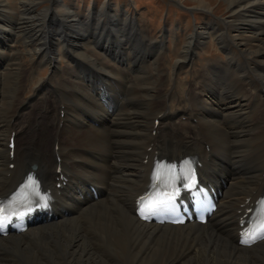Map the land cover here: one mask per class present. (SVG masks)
Returning a JSON list of instances; mask_svg holds the SVG:
<instances>
[{"label": "bare ground", "instance_id": "bare-ground-1", "mask_svg": "<svg viewBox=\"0 0 264 264\" xmlns=\"http://www.w3.org/2000/svg\"><path fill=\"white\" fill-rule=\"evenodd\" d=\"M227 1L233 8V13L228 21L223 22V30L217 31L215 25L209 22L205 23L203 29L206 30V33L213 32L215 35L219 32L220 34L216 38L221 41V46L225 49L233 47V50L227 49L228 57L222 66L217 63L213 67L210 66L214 71L212 70L207 80H199L200 89L195 94L184 98V101L188 102V106L181 109H185V111H176L177 114L187 115L186 124L193 130V137L185 139L181 145L176 141L172 142L164 138L160 127L157 128L156 135H152L154 119L162 109H157L150 115L148 109L153 108L151 105L153 101L151 98L146 101L145 98L152 95L155 90L154 83L157 85L159 81L153 82L152 75H145L143 70L137 72L133 76V83L125 86L131 94L129 100H126L120 94V83L123 80L121 73L125 70L112 63V65L105 63L104 56L103 61L99 62L92 55L94 46L97 45L106 56H111L116 60L138 58L140 67L143 69L144 59H140L142 55H139V47L148 46L144 47L149 52L145 57L150 59L155 56V60L159 56V49H163L162 37L154 45H151L149 43L151 39L146 41L147 34L141 38L123 32L114 38L111 35L108 37L95 35L93 31H97L102 26V23L98 25L97 22L92 23L90 33H88L89 28L87 27L80 31L81 28L77 27L83 24L82 20L78 19L75 11L67 6L68 12L61 16L59 24V29L63 26L65 30L57 42L61 41L63 51L71 56L73 63L59 68L58 71L57 66L53 65L52 75H61L59 72L66 74L70 80V87L82 90L85 96L91 100L90 104L84 101L86 112L95 113L96 117L104 122L102 131L90 129L82 123V126H79L78 120L81 118L73 113L72 125L79 129L75 128L76 130L71 132L70 149L77 157H80L79 149L82 151L84 148L100 150L101 156H104L106 152L117 151L118 157L113 161H108L112 166H118L116 168L117 175H105V170L97 162L90 160L89 154L83 153L82 158L86 162L93 163L96 171H91L85 165L75 163L78 179L79 181L89 180L92 183L104 184V188L101 189V197L97 201L89 199L83 201L74 192L67 196L63 191L60 196H56L53 190L50 195V198L53 199V216L51 218L47 219L45 216L43 220L35 222L23 233L0 237V264H118L119 262L115 260L114 256L104 250L102 241L105 237L106 241L112 237H120L125 241L124 235L129 238V243H125L127 248L125 251L127 254L129 253V259L126 258L127 260L123 261L126 264H264V240L251 247L240 246L235 220L245 198L250 196L254 198L264 188L263 165L257 164L258 160L253 152L255 147L253 146L254 149L249 147L248 136L251 138V132L248 130L250 123L248 111L240 104L239 100V98L250 100L249 106L253 109L256 104L251 102V99L257 100L258 93L244 95L239 85L245 82V78L237 76L243 71L246 76L249 74L246 71L251 70L257 76L256 81L246 80L245 83L254 88L259 86L264 93V0ZM52 3L56 6L55 0H52ZM8 4L10 5V3ZM109 5L111 6V4ZM201 5L205 4L200 3L195 8H201ZM111 8L108 10L114 13ZM28 11L29 8L26 5L24 7L21 5L18 13H13L9 6L7 7L3 0H0V62L3 64L7 62L8 57L1 49H4L8 43L17 41L23 44L32 42L34 44L32 52L34 51L39 63L44 62V59L47 63L55 62L52 55L49 54L45 57L48 52H44V47L48 45L49 35L56 34L53 30L56 25L55 21L58 20L54 16L58 18L59 15L52 11L53 17L50 19L55 22L52 25H48L49 23L44 21V17H39L38 23L36 21L38 31L37 34H34L35 31L31 28L28 19L24 17ZM46 11H48L47 8L38 14L45 16ZM114 15L128 19L130 29H135L136 20L126 11L121 12L120 15L117 13ZM40 19L43 20L42 23H39ZM2 24L26 25V27L23 30L7 31ZM48 28L50 29L48 30ZM245 30L250 31L251 36L244 35ZM233 31H236L237 34L230 33ZM192 35L196 34L189 35L191 40L184 45L182 52L179 53L181 58L176 59L175 64L178 63L184 67V60L192 59L193 52L191 50L194 48ZM246 38L248 41L244 43ZM25 39H28V42ZM195 43L201 44L202 42ZM240 45H243L249 56L248 60L254 63L252 67L247 65L244 68L241 66L242 64L237 63L234 48ZM197 48H200V45ZM61 56L60 51L59 57H55V63L60 60ZM161 56L162 54L159 57ZM77 66L82 70H79ZM92 69L101 72L98 83L108 88L112 98L125 99V101L123 100L125 106L133 104L128 101H134V97L139 103L132 105L130 111L126 110V107L121 111L115 109L110 121L109 113L93 95L91 87L80 78V74H83L92 81V77H95ZM86 72L91 74L90 78L87 77ZM113 76L119 77L118 92L112 89L111 84L115 82ZM249 77L248 75L246 78ZM43 80L41 79L39 82L41 88L46 85ZM17 83H21L20 79ZM14 85L15 79L12 77L3 85L2 94L5 95L7 92L8 105L10 101L14 100L13 94H10ZM57 86L74 91L67 85L58 84ZM20 88L21 85L18 86V91ZM198 92L209 94L211 97L209 100H201L196 95ZM170 96L173 97V94L170 93ZM65 97L66 108H69L72 102L80 100L72 93ZM141 101L144 103L146 101V106H149L146 110H142L143 102ZM1 105L0 111L2 112L3 109L5 112L6 107L3 106V103ZM187 110L190 111L189 115ZM196 111L199 114V119L202 120L199 126L191 124V121L196 117ZM8 118L9 116L6 119H1L0 113V195L12 193L17 188L20 179L28 171L31 156V151L26 143L17 140L14 141V159L10 160L8 142L15 130L11 128L8 133L7 128L10 122ZM107 124L111 126V129H108ZM213 129L222 131V134L220 131L217 133L219 140L212 133ZM15 133L14 139L20 138L17 130ZM203 141L209 145V152L202 145ZM113 142H115L114 148L109 146ZM151 142H156L163 154L180 159L187 153H196L203 161L204 178L221 191L218 208L204 225L196 223L174 226L154 225L143 223L133 215L131 200L137 192V186L141 183L142 176L139 175L140 164L137 161L148 154L146 149ZM257 146L259 151L264 153V139H260ZM149 153L152 155L151 151ZM259 155L261 154L259 153ZM38 156L37 154L32 161H36ZM44 156L45 163L41 167H37V172L42 176L43 184L53 189L54 175L58 176L55 172L58 161L50 152L45 153ZM207 157H209L208 161ZM220 157L227 161L228 166L222 165L224 160ZM230 157L233 160H230ZM244 159L252 163L251 168L246 164V161L242 168ZM262 160H264V154ZM10 163H14L12 169L8 167ZM107 180H110L108 186L106 185ZM116 185H118L117 188L113 190L112 188ZM176 242H179L177 247L173 245L177 244Z\"/></svg>", "mask_w": 264, "mask_h": 264}, {"label": "rangeland", "instance_id": "rangeland-1", "mask_svg": "<svg viewBox=\"0 0 264 264\" xmlns=\"http://www.w3.org/2000/svg\"><path fill=\"white\" fill-rule=\"evenodd\" d=\"M55 1L59 4L57 7L54 6V4L52 3V0H51V5H50V1H48V0H3V3L6 4L7 7L9 6L10 10L13 13H18V10L20 9L21 5H22V7H24V5H26V7L29 8V11L27 13H25L28 17L25 14H24V17H26L28 19L31 28L35 31V33L33 31L34 34H37V31H38L37 30L38 26H36V21L38 23L39 17H44L45 18L44 21L49 23L48 25H52L53 23L55 24V22H56V25L54 26L55 29L53 30L56 34H50L49 35L50 40L48 42L47 47H44L45 48L44 52H46V51L48 52L45 54V57H47L49 54L52 55L53 60L55 62H56L55 57L56 58L59 57L60 51L62 53V56H61V58H59L60 60L57 61V63H55V62H48L47 63V62H45V59H44V62L39 63L37 56L34 54V51L32 52L34 44L32 42H28L27 41L28 39H25V41H27L30 44H23L20 41L10 42V44L8 43V45L4 49H1L2 52H5L4 55L7 56L9 54L7 57H10V59L9 60L7 59V62H4V64L2 62H0L1 63V65H0V82H1L0 83V102H1V104L3 103V106L6 107V109H7L5 111V112H7L6 114L3 111V109H2V112L0 111L1 119H5L6 118L5 116L11 115L13 112L12 109L15 106L18 109L21 106V104L28 99V97L30 95L35 93L34 90H36L35 88H37L39 86V82L41 80L40 77H42V78L47 77L48 73H51V70H49L48 66H51L52 63H54V65L57 67H59V65H63L62 67L68 66V65H71L70 60L73 63L71 56L68 55V53L63 51V48L61 47L62 46L61 41L57 42V40L63 34V30H65L63 28V26H61V28L59 29V24H60L61 16L64 13L68 12L67 6L70 7L73 11H75L76 17L78 19L82 20L84 26H83V24H80L77 27L78 29L81 28L80 31L82 30V28L86 29V27H87V28H89L88 33H90L91 32L90 27H91L92 23L97 22L98 25H100L102 23V26H100L97 31H93V33L95 35H102V36H106V37L111 35L114 38L115 36H117L118 34L123 32L126 34L135 35V36L141 38V37H144V35H146V33H147L149 35V37L151 36L153 39H157V40L161 39L162 35H164V38H162V40L165 39V41H166L165 42L166 43L165 51H167V39H168L169 46L171 48L174 47V49L176 50L177 59L181 58V57H179V53L182 52L184 45L187 44L189 42V40H191V37H190L191 34L195 33L196 35H194V36L192 35V40H193L192 46L198 47L200 45V48L194 49V51H196L197 54L194 55V52H193V55L195 58L194 59L195 65L193 66V69L195 71L199 70L200 65H202L203 63L210 60V58L222 57V59H223V58H225L223 53L226 54L228 50H230V51L233 50V47H231L230 49H228V48L225 49V47L221 46L222 45L221 41L218 38H216L218 36V34H220L219 32H217L218 34H216V35L213 32H208L209 34H204V33H206V31H204V29H203L205 23L209 22V23H213L215 25L217 31L220 29L223 30V26H224L223 22L228 21L231 17L230 15L233 13V8H231V5H230L229 1H227V0H219V1L218 0H110V2H108V4H106L104 2V0H55ZM8 3H10V5ZM35 3H36V5H35ZM200 3H203L205 5H201V8H199V7L195 8V7L199 6ZM109 4H111V6ZM46 8L48 10L45 13L46 17L38 14V12L44 11ZM110 8L112 11H114V13H117L119 15L121 14V12L126 11L127 14L131 15L132 17L134 16L136 18L135 19L133 17L136 20V27L137 28L135 27V29H133V28L130 29V22L127 21L128 19L126 20L123 17H119L118 15H114L113 12H110L108 10ZM52 11L54 13L57 12L56 14L59 15L58 18H57V16H54L58 21L52 22L53 20L50 19V17H53ZM103 11H105L104 14H103ZM225 18H227V19H225ZM35 19H37V20H35ZM30 21H31V23H30ZM42 22H43V20L40 19L39 23H42ZM87 24H88V26H87ZM2 25L5 27V29L7 31L23 30V28L26 27V25H18V26L5 25V24H2ZM194 26L196 27L197 31H195L194 33H190L192 31H194ZM49 29L50 28H48V30ZM162 31H163V34H162ZM230 33L237 34L236 31H233ZM250 33H251L250 31L245 30L244 35H246V36L250 35L251 36ZM80 34H81V32H80ZM158 34H160V35L158 37H156ZM149 37L146 38V41H148L149 39H152ZM78 40H80V37H78ZM172 40L175 42L176 46L174 45ZM194 41L195 42L200 41L202 43L197 44ZM247 41H248V38H246L243 42L246 43ZM163 43H164V40H163ZM51 46H52V48H50ZM98 48H100V46H97V45L94 46V50H93L94 52L92 55L94 57H96L98 61H100V59H103V56H104L105 57L104 62L106 61L105 63H108L109 62L108 61L109 56H106L103 51L100 52ZM235 48H237L236 49L237 55L235 56L236 58H238L237 63L242 64L241 66H243L244 64L249 65V66L254 64L248 60L249 56L246 54V51L244 50L243 45H240L239 47H235ZM174 49L171 50L170 55L164 54L161 57V59L158 61L157 60L154 61V60L150 59L147 62L148 64H146V67H148L149 69L148 68L143 69V71L146 73L145 75H148V76L152 75V72H150V71H152V69L154 67L156 68V66H157L159 69L160 68L162 69V71H161L162 76L159 74L158 77L161 76V77L167 78V79H170V77H174L173 64H174V61H176L175 60L176 56L173 54ZM234 52H235V50H234ZM160 54H163V49H159L158 55L160 56ZM193 55L191 56V58H192L191 60H187V59L184 60L185 61L183 63L184 66H185V64H189V62L190 63L192 62ZM159 56L157 58H159ZM198 56H200L201 59H199ZM106 57H107V59H106ZM227 57H228V53L226 54V60H227ZM145 59H147V57H145ZM249 62H250V64H249ZM112 64L114 65V62H112ZM214 64H216V63L211 64V67H213ZM2 65H3V67H2ZM246 65L243 67L245 68ZM143 66H144V63H143ZM220 66H222V65H220ZM60 68H61V66H60ZM211 69L213 70V68H211ZM170 70H172L171 75L168 74ZM183 70H180L179 73H176V76L179 77L182 81L191 82L193 77L191 75H189L188 78H185V73L182 72ZM57 71H58V69H57ZM12 72H14L15 74ZM59 73L62 74L61 72H59ZM158 73H159V71L157 72V74ZM237 73H236V75H237ZM246 73L248 74L249 72L247 71ZM7 74H10V75H7ZM251 74L254 77L253 78L249 77L247 79L246 77L248 75L251 76ZM248 75L245 76V72L243 71L241 74H239L237 76L241 77L242 79L245 78V80H244L245 82H247L246 80L256 81L257 76H255L252 73V71ZM8 76L15 79L14 88L10 93V94H13L14 100L10 101L9 105L7 104V101H8L7 92L5 95L2 94L3 85L6 84L10 80V77H8ZM263 76H264V73H263ZM17 78L20 79V81H21L20 84L17 83V81L19 80ZM58 78H59V76L56 75V76H54V78L52 80L57 82ZM198 79L200 80V78H198ZM199 80L197 81V84L199 83ZM245 82H244L243 86L245 88L248 87L250 90V93L253 94L251 88L249 86L245 85ZM20 85H21V88L18 91V86H20ZM167 87H168V82H164V84L158 88L157 92H161V93L166 92ZM179 90H181V89H179ZM195 92L193 94H195ZM193 94H190L189 96H191ZM2 96H4V97L2 98ZM189 96H187V97H189ZM187 97H185V99ZM38 100H36L33 103H38ZM186 103L188 104V102H186ZM1 104H0V108L2 107ZM124 106H125V103H124ZM38 108H39V104H33V106H30V107L25 106L22 109L21 108L19 109V113L16 116V117H19L21 127L25 128V133L30 131L29 136L34 135L36 133V129L42 127V124L38 120H35V117L37 116L35 111L38 110ZM177 110H179L181 112H182V110L185 111V109H177ZM187 114L188 115L190 114L189 110H187ZM182 115H185V114H182ZM256 117H257L256 110H254L252 112L250 122L254 125L253 131H255V132L258 131L257 121H255ZM186 118H187V115H186ZM8 126H9L7 128L8 133H9L11 128L13 130H18L19 122L13 123V122H11V119H10ZM31 131H32V134H31ZM218 131H220V130L213 129L212 133L219 140V137H217ZM255 132H253V134ZM220 133L222 134V131H220ZM38 134H39L38 138L42 142L44 136L40 132H38ZM221 134H220V136H221ZM26 135L28 136V133ZM46 136L47 135H45V137ZM192 137H190V138H192ZM252 140H253V138H251L249 140L250 145L255 144L254 140L253 141ZM172 144H174V143H172ZM227 150L229 151V148ZM221 158H223V157H221ZM223 160H224V158H223ZM230 160H233V159L230 157ZM243 161L244 162L246 161V164L250 165V168H251L252 163L249 160L244 159ZM227 165H228V163H227ZM124 237H125V241H123V239L120 237H112L109 239V241H106L107 238L105 237L102 241V244L103 245L105 244L104 246L102 245L104 250H106L109 255L112 254L114 256L115 260H117L119 262L118 264H120V263L126 264V262H123V261L129 259V257H128L129 253L127 254V252L125 251V249H127L125 243H129V238L126 235H124ZM109 243H111V244H109ZM176 243L177 244H173L175 247H177L179 245V242H176ZM113 249H114V251H113ZM116 249H117V251H115ZM124 253L127 255V257Z\"/></svg>", "mask_w": 264, "mask_h": 264}, {"label": "flooded vegetation", "instance_id": "flooded-vegetation-1", "mask_svg": "<svg viewBox=\"0 0 264 264\" xmlns=\"http://www.w3.org/2000/svg\"><path fill=\"white\" fill-rule=\"evenodd\" d=\"M59 4L56 2V7L58 6Z\"/></svg>", "mask_w": 264, "mask_h": 264}, {"label": "snow or ice", "instance_id": "snow-or-ice-1", "mask_svg": "<svg viewBox=\"0 0 264 264\" xmlns=\"http://www.w3.org/2000/svg\"><path fill=\"white\" fill-rule=\"evenodd\" d=\"M243 242V241H242Z\"/></svg>", "mask_w": 264, "mask_h": 264}]
</instances>
